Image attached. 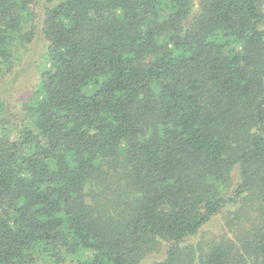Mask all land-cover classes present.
<instances>
[{
  "label": "trees",
  "instance_id": "16d2710c",
  "mask_svg": "<svg viewBox=\"0 0 264 264\" xmlns=\"http://www.w3.org/2000/svg\"><path fill=\"white\" fill-rule=\"evenodd\" d=\"M31 42L0 264H264V0H0V78Z\"/></svg>",
  "mask_w": 264,
  "mask_h": 264
},
{
  "label": "rangeland",
  "instance_id": "374dc122",
  "mask_svg": "<svg viewBox=\"0 0 264 264\" xmlns=\"http://www.w3.org/2000/svg\"><path fill=\"white\" fill-rule=\"evenodd\" d=\"M27 46V50L18 56L19 61L14 68L0 78V115L4 113L6 102L9 108L5 111V114L15 113L20 100L24 99L36 86L39 70L44 60L43 49L38 43L34 44L31 42ZM238 205L240 204L236 203L222 208L210 222L206 223L203 233L208 236H220L222 234L232 236L231 230L237 229V224H239L237 223L238 220L234 219V211L238 209ZM251 209L250 213L256 214L255 209L253 207ZM250 215L253 216L252 214ZM39 264L51 263L41 262ZM63 264H72V262L66 261Z\"/></svg>",
  "mask_w": 264,
  "mask_h": 264
}]
</instances>
